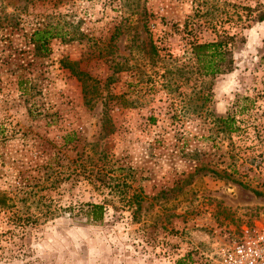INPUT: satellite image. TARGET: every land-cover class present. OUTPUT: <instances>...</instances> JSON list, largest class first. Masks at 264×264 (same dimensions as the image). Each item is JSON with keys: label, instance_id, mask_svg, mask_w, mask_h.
Returning <instances> with one entry per match:
<instances>
[{"label": "rangeland", "instance_id": "374dc122", "mask_svg": "<svg viewBox=\"0 0 264 264\" xmlns=\"http://www.w3.org/2000/svg\"><path fill=\"white\" fill-rule=\"evenodd\" d=\"M0 194V264H212L264 223V0H0Z\"/></svg>", "mask_w": 264, "mask_h": 264}, {"label": "trees", "instance_id": "16d2710c", "mask_svg": "<svg viewBox=\"0 0 264 264\" xmlns=\"http://www.w3.org/2000/svg\"><path fill=\"white\" fill-rule=\"evenodd\" d=\"M263 20V14L259 15L258 21ZM37 32L36 34H38ZM232 38V37H231ZM231 38L227 37H220L218 40H214L208 43H199L194 44L192 49L194 50V57L195 61L198 65V70L203 73V75H221L226 74L231 71L232 69V61L228 57V41H231ZM45 36L42 35L37 36L35 38L36 44L41 49H45L44 46ZM76 74L75 72H73ZM80 73V72H79ZM78 74V73H77ZM242 106H238L237 108L233 109L231 112H226L225 116L219 117L216 119L217 125L220 126V129L223 132H234L237 129V125L235 124V112L243 111ZM141 193H132L130 197H127L124 203L127 205L128 208L132 209L131 213L135 214V210L139 206V202L141 201ZM9 205V200L3 195L0 194V210L7 208ZM104 207L98 203L87 202L84 204L83 207H80L78 211L79 214L84 215L87 221L92 222H102L103 221V214Z\"/></svg>", "mask_w": 264, "mask_h": 264}, {"label": "built area", "instance_id": "2783aa9c", "mask_svg": "<svg viewBox=\"0 0 264 264\" xmlns=\"http://www.w3.org/2000/svg\"><path fill=\"white\" fill-rule=\"evenodd\" d=\"M211 255L212 264H264V223L243 227L237 236L218 245Z\"/></svg>", "mask_w": 264, "mask_h": 264}]
</instances>
